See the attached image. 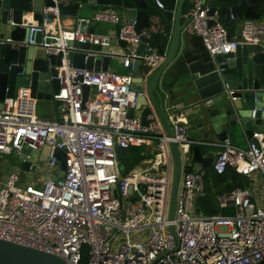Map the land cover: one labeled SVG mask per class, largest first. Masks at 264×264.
I'll return each instance as SVG.
<instances>
[{
  "label": "built area",
  "instance_id": "2783aa9c",
  "mask_svg": "<svg viewBox=\"0 0 264 264\" xmlns=\"http://www.w3.org/2000/svg\"><path fill=\"white\" fill-rule=\"evenodd\" d=\"M51 1L53 6L41 12V25L33 20L22 25L27 38L17 44L60 55L59 90L52 96L55 116L39 117L28 89L5 98L0 109V158L25 146L48 148L49 153L43 168L31 165L28 172L11 169L0 176V240L38 249L65 264H80L84 250L87 264H264V209L252 203L250 190L238 188L217 196L220 211L231 207L232 215L197 214L192 202L204 193L206 171L189 166L190 150L198 143L188 139L180 114L168 112L172 137L165 134L154 111L145 122L141 116H128L140 96L132 89L133 62L141 59L153 70L164 60L165 54L155 47H148V55H137L141 35H164L160 19L152 16L150 26L138 34L134 22L111 10L93 14L96 23L120 26L112 38L88 33L90 20L63 28L60 0ZM214 1L189 0L184 15L189 18L186 34L200 38L208 55L234 53L242 45L264 47V18L244 21L239 35L230 38ZM155 6L162 8L157 1ZM229 19L234 20L232 15ZM37 34L39 43L34 40ZM117 41L125 42V47L99 55L119 61L125 74L72 66L78 44L112 48ZM83 86L90 87L85 108ZM253 138L260 141L259 148L251 140L247 149L228 140L200 144L221 148L212 165L216 174L230 168L245 177L258 173L264 180V143L261 135ZM150 142L153 159L145 168L123 175L118 152ZM170 142L176 144L182 164L173 221L167 218L173 173ZM56 149L65 153L64 171L53 156Z\"/></svg>",
  "mask_w": 264,
  "mask_h": 264
},
{
  "label": "water",
  "instance_id": "95a60500",
  "mask_svg": "<svg viewBox=\"0 0 264 264\" xmlns=\"http://www.w3.org/2000/svg\"><path fill=\"white\" fill-rule=\"evenodd\" d=\"M155 1L162 5L159 9ZM186 0H60L58 7L61 18L90 20L88 33L93 34L97 23L92 20L96 12L120 10L126 21L135 23V29L141 34L150 26V18L156 16L164 24V35L153 33L150 37L140 36L137 55H148V47H155L164 53V60L156 69L136 59L132 64V89L139 93L137 108L144 107L141 117L150 113L151 105L157 115L163 131L168 137L173 130L168 120V112L179 113V104L189 103L186 110L189 115L205 122L206 138L226 141L230 138L251 140L257 148L260 141L254 134L262 136L264 143V47L260 45L238 46L234 53L203 56L197 60L189 57L182 46L185 28L189 18L184 17L183 6ZM231 7H222L221 13L235 20L241 16L246 20H257L254 0H231ZM53 6L51 0H0V109L5 98H12L21 89H28L36 100L37 107L53 105L52 96L59 90L57 67L61 65L60 55H46L38 46L19 47L18 42L27 38L26 27L30 24L24 14H32V20L41 25L43 8ZM242 9L244 13L242 14ZM213 9L209 11V15ZM213 24V21L210 22ZM85 25V22H81ZM115 37L120 26L113 25ZM186 36V35H185ZM40 34L34 36L40 42ZM7 39L10 42H5ZM117 46L125 47V42L117 41ZM79 51L72 55V66L77 69L107 71L111 58L101 57L99 52L112 51L95 45L78 44ZM82 108L86 107L90 87H82ZM178 92L180 98H175ZM134 110H129L132 117ZM169 150L173 162L172 183L168 205V221L174 220L177 193L180 186L182 164L178 148L170 142ZM210 147L212 145H209ZM49 149L41 151L23 147L13 156L20 163L21 170L28 172L31 165L46 162ZM53 156L61 171L65 170V153L56 149ZM190 156L193 164L206 167L199 146H192ZM116 197L117 194H114ZM200 211L197 209L196 213ZM169 232L173 229L170 226ZM0 264H65L51 254L5 240H0Z\"/></svg>",
  "mask_w": 264,
  "mask_h": 264
},
{
  "label": "crops",
  "instance_id": "0c3cea01",
  "mask_svg": "<svg viewBox=\"0 0 264 264\" xmlns=\"http://www.w3.org/2000/svg\"><path fill=\"white\" fill-rule=\"evenodd\" d=\"M177 2H178V0H177ZM212 6L215 9L219 10L221 13V8L222 7H231L232 1L231 0H215L212 3ZM111 11L117 13L118 15H120L124 18V15L120 10L111 9ZM185 13H184V15H185ZM243 13H244V11L242 12V14ZM23 18H25L26 21L31 22L32 21V14H30V13L24 14ZM258 20H261V19L258 17ZM76 21H77L76 19L61 18V26L63 28H73L75 26ZM244 21H246V19H244L242 16L240 18H238L237 20H235V19L230 20L224 14L221 13L220 22L225 27L227 34H228V37H229V34L232 35V37H230V38H233V37H236L239 35L240 30H241V26L244 23ZM162 24L164 25L165 22L163 21ZM94 33L95 34L110 35L112 38H115V30H114V26L112 24L97 23V26L95 27ZM201 43L202 42H201L200 38H198L197 36L188 35V34H186V32H184V38L182 41V46L187 50V52L189 53V57L192 58L193 60H197L203 56H208L207 51L205 50V48L202 46ZM118 48L119 47L117 46V44L113 43L112 52H116L118 50ZM110 69L115 71L118 74H125L127 72L125 69H123L120 66L119 61H117V60H111L110 61ZM173 95L175 96L176 99L180 98L179 97L180 95L178 92H173ZM180 101L181 100L179 99L178 101H175L174 103L177 104L178 106L182 107L178 110H179V114L182 118V121L186 125L187 132H188V139L192 143H198V144L193 145V146H199L203 152L204 157H207L208 161H211L210 163L207 164L206 167H201V166L195 165V164H193V162L191 163V165L195 169L202 168L207 172L208 170L212 169L213 160H214L215 156L217 155V153L221 151V148L217 147V146H211L210 147L209 145H203L200 143L217 144V143H220V141L213 140L212 137L206 138L205 133H204L205 122L200 120L199 118H197L195 116L189 115V111L186 110V107L189 105V103L184 102L183 106H181V104H179ZM148 106L150 108V113H152L153 109H152L151 105H148ZM143 109H144V107L136 108L134 110V116H141ZM36 110H38L37 115L39 117L52 118L55 116L54 105L50 106L48 104H45L44 107H41V108H38L36 106ZM228 141L233 146H236V147L241 148V149H247V147H248V139L237 140L235 138H230ZM139 147H143L146 154L149 157L147 159L141 161L137 166H135L129 172H134V171H138V170L145 168L146 165H148V163L153 159V147H154L153 142H150L147 145H143V146H139ZM3 157H5V156H3ZM3 157L0 158V162L3 160ZM2 166L3 165L1 164L0 165V176L4 177L12 168L5 172V169ZM19 169L21 170V168H19ZM257 176L260 177V175L258 173H254V174H251L250 176H248L246 178L251 179L252 180L251 182H253V180ZM204 184H205V182H204ZM204 191H205V186H204ZM203 195H204V193H202L201 195H195L194 196L192 206H194L195 210H196L195 200L198 197H201ZM258 202H259L258 196H255V194H253L252 195V203L256 206V203H258Z\"/></svg>",
  "mask_w": 264,
  "mask_h": 264
},
{
  "label": "trees",
  "instance_id": "16d2710c",
  "mask_svg": "<svg viewBox=\"0 0 264 264\" xmlns=\"http://www.w3.org/2000/svg\"><path fill=\"white\" fill-rule=\"evenodd\" d=\"M253 5L258 17L260 19L264 18V0H254ZM188 7L189 0H186L183 6L184 13L187 12ZM229 37H232V35L229 34ZM148 157L149 156L146 154L143 147H130L124 151L118 152L119 165L120 168L122 167L123 169L121 173L126 175L141 161L147 159ZM242 177L243 176L237 174L230 168H228L225 173L221 175L216 174L213 169L208 170L204 179V195L195 200L196 210L198 209L203 216H213L220 212L226 215L227 213L233 211V208L231 207L220 211L216 198L219 195L229 194L235 189L245 188ZM87 261V252L84 250L80 264H87Z\"/></svg>",
  "mask_w": 264,
  "mask_h": 264
},
{
  "label": "rangeland",
  "instance_id": "374dc122",
  "mask_svg": "<svg viewBox=\"0 0 264 264\" xmlns=\"http://www.w3.org/2000/svg\"><path fill=\"white\" fill-rule=\"evenodd\" d=\"M40 108V107H38ZM37 114H38V110H37ZM3 165L2 167H4L5 172L7 170L12 169H19L21 168L20 163H17L16 158L13 155H9V156H5L3 157V160L0 162V165ZM35 166V169H39V168H43L46 166L45 162H38ZM192 169V165H189ZM122 167L120 168V171L122 172ZM34 171V170H33ZM40 176H43L42 174ZM243 179V183H244V187L247 188L248 190H250L251 194H255V196H258L259 202L256 203V207L262 208L264 209V180L263 178L260 176H257L253 182H251V179H247L245 176L242 177ZM252 194V195H253ZM234 212L231 211L230 213H227L226 215H231ZM224 230L223 228L219 229Z\"/></svg>",
  "mask_w": 264,
  "mask_h": 264
}]
</instances>
